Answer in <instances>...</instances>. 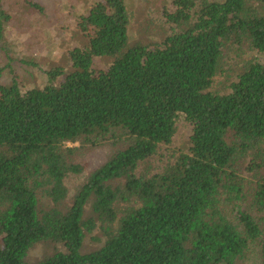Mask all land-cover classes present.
Segmentation results:
<instances>
[{
  "label": "trees",
  "instance_id": "1",
  "mask_svg": "<svg viewBox=\"0 0 264 264\" xmlns=\"http://www.w3.org/2000/svg\"><path fill=\"white\" fill-rule=\"evenodd\" d=\"M171 4L168 34L144 44L130 40L126 0H97L76 17L85 42L68 71L39 87L0 84V264H30L40 243L61 250L34 264H242L251 253L264 264V0ZM8 19L0 0V44ZM252 53L263 62L242 60ZM94 59L109 65L94 70ZM180 115L187 148L138 174ZM75 143L113 149L70 195L66 179L84 172ZM95 230L100 246L83 254Z\"/></svg>",
  "mask_w": 264,
  "mask_h": 264
},
{
  "label": "rangeland",
  "instance_id": "2",
  "mask_svg": "<svg viewBox=\"0 0 264 264\" xmlns=\"http://www.w3.org/2000/svg\"><path fill=\"white\" fill-rule=\"evenodd\" d=\"M44 8L43 14H37L25 7L20 0H1L2 9L9 17L4 24V44H0V84L8 85L14 79L24 88L42 86L45 73L60 67L69 70L68 52L73 48H82L84 40L76 29L75 21L79 15H85L97 0H32ZM172 0H126L131 13L129 37L131 42L148 43L161 40L168 34V25L162 16L164 8L172 11ZM262 56L252 53L242 60ZM236 61H229L224 66L230 74ZM109 65L107 59H94V70H105ZM227 84L225 77H216L213 91L222 93ZM190 126L182 115L176 120V133L169 146L163 147L158 156L141 165L138 174L150 175L157 172L169 160L172 152L182 151L188 146ZM66 147L77 148L72 161L83 166L80 176H69L66 187L73 195L76 187L82 183L90 172L102 165L113 147L104 145L98 148L80 147L79 143L66 144ZM40 206L51 205L49 200L39 195ZM85 210V218L91 213ZM101 235L98 230L86 234L82 253L96 250L100 246ZM1 242V237H0ZM61 250L60 246L51 243L34 245L27 255V262L37 263L42 258ZM242 264H258L256 257L249 254Z\"/></svg>",
  "mask_w": 264,
  "mask_h": 264
}]
</instances>
